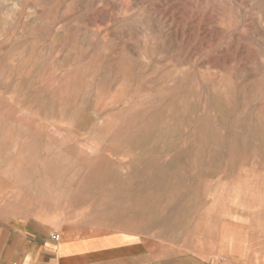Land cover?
Returning a JSON list of instances; mask_svg holds the SVG:
<instances>
[{
  "label": "rangeland",
  "instance_id": "1",
  "mask_svg": "<svg viewBox=\"0 0 264 264\" xmlns=\"http://www.w3.org/2000/svg\"><path fill=\"white\" fill-rule=\"evenodd\" d=\"M25 222L133 264L264 228V0H0V225Z\"/></svg>",
  "mask_w": 264,
  "mask_h": 264
},
{
  "label": "crops",
  "instance_id": "2",
  "mask_svg": "<svg viewBox=\"0 0 264 264\" xmlns=\"http://www.w3.org/2000/svg\"><path fill=\"white\" fill-rule=\"evenodd\" d=\"M246 242L204 246L202 264H264V228H256ZM53 232L29 223L0 225V264H133L119 257L99 258L74 245L53 241Z\"/></svg>",
  "mask_w": 264,
  "mask_h": 264
},
{
  "label": "built area",
  "instance_id": "3",
  "mask_svg": "<svg viewBox=\"0 0 264 264\" xmlns=\"http://www.w3.org/2000/svg\"><path fill=\"white\" fill-rule=\"evenodd\" d=\"M51 236H52V237H54V235H53V234H52Z\"/></svg>",
  "mask_w": 264,
  "mask_h": 264
}]
</instances>
